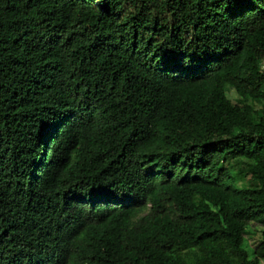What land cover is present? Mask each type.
Masks as SVG:
<instances>
[{"label":"trees","instance_id":"obj_1","mask_svg":"<svg viewBox=\"0 0 264 264\" xmlns=\"http://www.w3.org/2000/svg\"><path fill=\"white\" fill-rule=\"evenodd\" d=\"M252 224L264 0H0V264H261Z\"/></svg>","mask_w":264,"mask_h":264},{"label":"rangeland","instance_id":"obj_2","mask_svg":"<svg viewBox=\"0 0 264 264\" xmlns=\"http://www.w3.org/2000/svg\"><path fill=\"white\" fill-rule=\"evenodd\" d=\"M230 96L235 98L237 95L236 93L231 92ZM263 238L264 230H262V227L257 224H252L245 234L241 236L242 243L250 255H253L256 246L262 241ZM261 264H264V260H262Z\"/></svg>","mask_w":264,"mask_h":264}]
</instances>
